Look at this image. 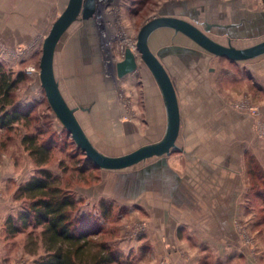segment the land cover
Listing matches in <instances>:
<instances>
[{
    "label": "rangeland",
    "instance_id": "374dc122",
    "mask_svg": "<svg viewBox=\"0 0 264 264\" xmlns=\"http://www.w3.org/2000/svg\"><path fill=\"white\" fill-rule=\"evenodd\" d=\"M67 1L0 0V64L11 70L14 77L20 73L25 77V81L16 86L14 100L21 107L34 109L28 127L21 122L10 132L0 130V264H34L43 257L41 246H33L31 239L34 236L30 237L29 231L10 239L4 230L5 220L23 209L21 201L15 200L17 188L40 169L21 145L25 135L37 132L44 133L39 137L41 142L52 145L49 163L41 169L58 177L62 187L75 197L78 214L97 221L103 230L102 239L119 257V262L113 264H164L156 253L158 239L151 237L153 228L158 227L160 191L157 174L150 180L142 172V168L155 159L119 172L93 168L50 110L38 75L32 77L26 73L28 67L40 71L42 43ZM119 1L110 0L109 3L119 12L116 29L125 33L129 40L137 37L139 29L152 15H157L159 10L153 8L157 3L161 7L171 0H148L140 7L133 5L134 0ZM179 1H187L198 8L199 14L206 8L198 6L200 0ZM216 1H224L226 10L236 0ZM238 1L243 9L264 11V0ZM224 10L218 5L212 12L208 8L204 11L206 16L199 20L210 23L231 21L233 18L221 15ZM95 30L80 22L70 28L57 47L54 74L63 98L69 107L77 109L75 116L92 145L106 156H123L161 140L165 127L160 90L142 63L131 79L118 81L113 77L112 85L106 86L103 76L108 77L114 68L105 67L108 53ZM156 36L161 37V44L152 36L151 52L156 54L160 48H168L166 57L160 58L161 63L175 84L183 116L193 118L182 125L181 131L186 138H179L177 146L181 150L184 146L185 150L198 148L197 152L203 151L207 156L202 157L203 161L210 163H205L204 167H212L211 163L218 160L212 157L220 152L219 163L235 170V197L244 196L248 216L245 224L239 223V235L243 246L255 248L256 241L250 232L264 239V201L260 199L264 198V104L261 106L264 102V57L230 63L207 54L169 30H161ZM209 37L227 45L225 35L216 30L209 32ZM262 39L264 37L238 40L231 44L245 48ZM117 41L118 38L112 40V45ZM171 48L178 51L173 52ZM190 50L191 53H186ZM226 109L245 113L251 118L252 134L250 137L247 133L240 171L236 158L229 161L226 137L230 129L223 127L218 119L210 118L217 114L215 111L223 113ZM202 136H205L202 143L193 142ZM241 149L242 145L239 148L234 145V156L237 157L238 150L241 156Z\"/></svg>",
    "mask_w": 264,
    "mask_h": 264
},
{
    "label": "crops",
    "instance_id": "0c3cea01",
    "mask_svg": "<svg viewBox=\"0 0 264 264\" xmlns=\"http://www.w3.org/2000/svg\"><path fill=\"white\" fill-rule=\"evenodd\" d=\"M119 2L122 3V0ZM182 2L186 3L185 8L179 5ZM228 2L230 3V1ZM197 3L198 6L206 7L201 9L200 14L197 10L198 8L191 6L187 1L171 0L161 7V4L157 3L153 8L156 7V10L160 11L168 6L173 14L172 16H180L186 20H190L188 16L180 15L185 9L187 12L192 11L197 13V18L199 20V17L202 16L203 19L206 16L207 13L204 15V11L206 12L208 8L210 11L213 5H215V7L218 5L221 7V10H224L226 6L224 1L221 3V1L216 0H200V2ZM240 5L241 4L239 1L237 2V0L232 2L228 9L221 12V15L232 18L235 13L240 16H244V14H241L244 12L248 14L264 13V11L243 9ZM212 10L210 12H212ZM154 16L157 15H152L151 18ZM225 16L223 18H225ZM233 20L234 19L231 21ZM200 21L203 22L205 20ZM231 21L226 23H230ZM80 23L87 25L86 22L83 21H80ZM161 30L155 31L149 37L148 46L150 51V39L152 36L154 41L161 44V37L156 36V33H159ZM169 31L175 36L187 39L181 34L174 33L172 30ZM164 49L168 48L162 47L158 50V53ZM172 51L174 52L176 50ZM191 52L192 50L186 53ZM166 54L167 53H163L161 58L166 57ZM155 55H157V53ZM159 60L161 62L160 58ZM134 75H130V77L128 76L126 78L131 79ZM103 78V82L106 86H108L107 84H109V86L112 85L111 79H108L106 76H103ZM173 85L175 87L174 82ZM175 91H177L176 87ZM177 100L181 118L180 132L176 141V145L179 146V138H183V140L186 138L181 131L182 125L185 121L190 122L193 118L188 115H184L186 117L184 118L178 94ZM262 104H264V102L261 103V106ZM161 106L163 123L166 128V113L162 97ZM78 110L82 111V108ZM83 110L88 111L87 109ZM218 111L221 110L215 111L217 114H213L210 118L218 119L223 127L230 129V133L226 137V141L229 144V161H234V158H236V164L238 165L237 169L240 171V160L245 154L244 144L248 140L247 133L250 137L252 134L250 128L251 118L245 113H240L232 109H226L223 113H218ZM201 117L202 116L199 114V118ZM199 118L197 117V119ZM194 119H196V117H194ZM204 138L205 136L198 137L193 142L197 144L202 143ZM234 145H237L238 148L242 145L241 156L239 150L237 157L234 156ZM183 147L184 146H182V150L178 147L179 151L175 152L178 154L173 152L169 156L154 158L155 162L142 168L143 175L148 176L150 180L153 174H157V182L160 191L157 206L158 227L153 228L151 237H156L158 239L156 253L159 260L163 259L164 264H166V262L167 264H264V239L258 237L260 238L259 240L254 236L255 234L253 232H250L252 233L253 239L256 241L255 248H246V246H243L242 238L239 235V228L241 227L239 223L245 224L248 216L246 214L244 196L242 198L235 197V170L230 169L228 166H223L222 162L219 163V159L221 158L220 152L215 153V157H212L218 158L217 162L211 163L212 167H204L203 165H205V163H210L203 161V158H207L203 151L197 152L198 148L196 150H185ZM191 148H193V146H191ZM230 151H232V154H230ZM144 162L141 163L144 164ZM238 171L237 174L239 173ZM256 234L258 233L256 232Z\"/></svg>",
    "mask_w": 264,
    "mask_h": 264
},
{
    "label": "water",
    "instance_id": "95a60500",
    "mask_svg": "<svg viewBox=\"0 0 264 264\" xmlns=\"http://www.w3.org/2000/svg\"><path fill=\"white\" fill-rule=\"evenodd\" d=\"M179 5L185 8L186 3L182 2ZM98 7V0L67 1L64 11L52 24L42 43L38 74L40 86L50 110L76 147L83 153L86 161L97 170L123 171L145 160L169 156L171 153L179 151L176 141L180 132L181 118L177 91H175L171 77L159 60L168 49H164L155 55L148 46V39L155 31L172 30L176 34L185 36L207 54L230 62H244L264 56V39L245 48L233 47L231 44L232 41L264 37V13H241L244 16L235 13L232 17L234 20L230 23H210L206 20L201 22L197 18V13L187 12L185 9L180 15L188 16L190 20L180 16L174 17L169 7L166 6L158 12L157 16L146 21L139 29L135 43L136 54L130 48L125 47L122 60L116 62L112 74L108 76V79L112 80L113 77H116L118 81H121L136 74L139 63L147 68L157 84L163 100L167 121L164 135L159 142L144 145L126 155L106 156L92 145L83 132L75 116L76 109L69 107L63 98L54 74V59L59 43L75 23L93 20ZM212 7L214 8L215 5ZM94 27L97 30L96 26ZM199 27H202V30ZM214 30L225 35L227 45L219 44L209 37V32ZM171 50L174 49L171 48ZM107 85L109 86V84Z\"/></svg>",
    "mask_w": 264,
    "mask_h": 264
},
{
    "label": "trees",
    "instance_id": "16d2710c",
    "mask_svg": "<svg viewBox=\"0 0 264 264\" xmlns=\"http://www.w3.org/2000/svg\"><path fill=\"white\" fill-rule=\"evenodd\" d=\"M146 1L134 0L133 5L140 7ZM23 81L25 77L21 73L14 77L11 70L0 64V130L10 132L21 122L28 127L33 117V108L21 107L14 100L16 86ZM43 134H28L21 139L24 151L40 169L17 188L15 200L21 201L23 209L5 220L6 237L13 239L29 231L30 237L34 236L31 239L33 246L40 245L43 250V257L35 264L119 262L110 244L102 239L103 230L97 221L90 216L78 214V201L75 197L62 187L58 177L41 169L49 163L52 155V145L41 142L39 138ZM260 199L264 201V198ZM36 231H39L37 235Z\"/></svg>",
    "mask_w": 264,
    "mask_h": 264
},
{
    "label": "built area",
    "instance_id": "2783aa9c",
    "mask_svg": "<svg viewBox=\"0 0 264 264\" xmlns=\"http://www.w3.org/2000/svg\"><path fill=\"white\" fill-rule=\"evenodd\" d=\"M110 0H98V10L94 14L93 20H91L96 26L98 34L100 36L101 42L104 43V48L106 49L108 55L105 58V63L109 64L105 66L107 69L112 70L115 66L116 62H119L123 58V49L125 47L130 48V50L136 54L135 50V43L136 37H133L129 40L125 33L117 30L118 27V17L117 14L119 13L111 3ZM109 18V20L107 19ZM118 38L117 43L112 45V40L115 41ZM112 51V55L110 54ZM26 73L30 76H35L39 74V71L32 67H28L26 69Z\"/></svg>",
    "mask_w": 264,
    "mask_h": 264
},
{
    "label": "flooded vegetation",
    "instance_id": "af4514ba",
    "mask_svg": "<svg viewBox=\"0 0 264 264\" xmlns=\"http://www.w3.org/2000/svg\"><path fill=\"white\" fill-rule=\"evenodd\" d=\"M86 24H87V25L94 26V24H93V22H92V21H90V22L88 21V22H86Z\"/></svg>",
    "mask_w": 264,
    "mask_h": 264
},
{
    "label": "bare ground",
    "instance_id": "6f19581e",
    "mask_svg": "<svg viewBox=\"0 0 264 264\" xmlns=\"http://www.w3.org/2000/svg\"><path fill=\"white\" fill-rule=\"evenodd\" d=\"M109 64L105 63V66H108ZM116 80V79H115Z\"/></svg>",
    "mask_w": 264,
    "mask_h": 264
}]
</instances>
